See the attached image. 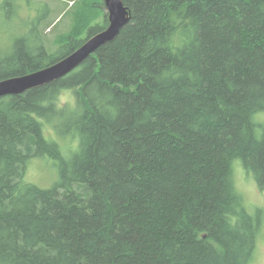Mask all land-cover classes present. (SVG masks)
I'll list each match as a JSON object with an SVG mask.
<instances>
[{
	"label": "trees",
	"instance_id": "16d2710c",
	"mask_svg": "<svg viewBox=\"0 0 264 264\" xmlns=\"http://www.w3.org/2000/svg\"><path fill=\"white\" fill-rule=\"evenodd\" d=\"M123 2L114 41L0 98V264H251L264 211L234 164L264 185V0ZM104 16L54 52L16 38L0 80L68 56ZM36 157L58 164L53 186L26 181Z\"/></svg>",
	"mask_w": 264,
	"mask_h": 264
},
{
	"label": "rangeland",
	"instance_id": "374dc122",
	"mask_svg": "<svg viewBox=\"0 0 264 264\" xmlns=\"http://www.w3.org/2000/svg\"><path fill=\"white\" fill-rule=\"evenodd\" d=\"M100 1L0 0V48L9 47L25 33L32 41L41 38L49 52L56 51L71 35L84 38L88 33L86 27L105 24L104 13L108 15V10L106 6H100ZM38 22L37 30L35 24ZM256 120L264 129V112L259 113ZM239 165V162L234 164L238 190L243 193L251 213L258 209L264 211V185H259ZM25 178L30 183L49 188L59 178L58 164L49 157L33 158ZM251 264H264V227Z\"/></svg>",
	"mask_w": 264,
	"mask_h": 264
},
{
	"label": "water",
	"instance_id": "95a60500",
	"mask_svg": "<svg viewBox=\"0 0 264 264\" xmlns=\"http://www.w3.org/2000/svg\"><path fill=\"white\" fill-rule=\"evenodd\" d=\"M109 25L89 37L79 48L55 63L28 74L0 80V98L17 95L54 82L72 72L102 45L114 41L131 20V12L123 0H104Z\"/></svg>",
	"mask_w": 264,
	"mask_h": 264
}]
</instances>
